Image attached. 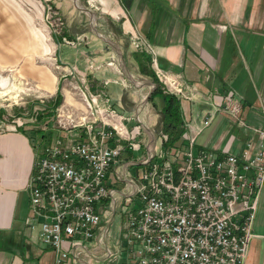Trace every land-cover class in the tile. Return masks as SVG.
<instances>
[{
	"label": "built area",
	"instance_id": "built-area-1",
	"mask_svg": "<svg viewBox=\"0 0 264 264\" xmlns=\"http://www.w3.org/2000/svg\"><path fill=\"white\" fill-rule=\"evenodd\" d=\"M130 39L135 50L152 56L167 93L192 99L193 86L158 68L146 38L135 33ZM89 95L101 117L75 126L82 127L80 133L66 128L64 136L46 144L28 185L27 224L53 248L55 264L70 257L78 264L84 241L92 238L116 264H246L264 187V129L241 118V103L227 98L224 106L207 112L196 133L191 122H185L186 143L165 149L168 135L162 131L152 143L143 141L140 112L125 115L113 108L106 93ZM217 112L230 115L248 134L247 140L239 149L196 150L197 136ZM134 119L138 124L128 128L127 122ZM19 123L0 120V133L18 130ZM140 145L146 153L121 162L124 152ZM134 165L144 166L137 177L130 170ZM111 170L125 182L123 188L106 183ZM123 198L126 219L121 242L113 250L107 242L108 227ZM135 198L140 206L131 208Z\"/></svg>",
	"mask_w": 264,
	"mask_h": 264
},
{
	"label": "crops",
	"instance_id": "crops-1",
	"mask_svg": "<svg viewBox=\"0 0 264 264\" xmlns=\"http://www.w3.org/2000/svg\"><path fill=\"white\" fill-rule=\"evenodd\" d=\"M52 1L68 20L77 21L74 34L92 35L85 59L92 61L95 81L108 90L111 103L118 105L122 113L140 112L150 138L154 139V135L149 127L158 122V115L148 106L149 102L153 106L150 94L154 83L136 78L145 74L134 55L141 51L131 44L135 33L152 44L160 70L193 86L192 99L181 98L185 122L200 126L209 110L216 111V106H224L226 99L232 97L241 103V118L252 127L264 129V0H88L92 7L81 6L77 0ZM85 14L90 22L88 29L82 30L79 22ZM1 21V59L12 58L9 44L18 45L16 57L19 52H41V38L30 29L25 16L7 9L5 14L0 13ZM64 43L76 50L75 59L63 58L59 51L60 60L80 66L85 53L81 43ZM33 61L31 73L38 87L44 92L54 91V79ZM151 66L156 74V68L152 63ZM122 80L127 84L123 85ZM112 82L121 84L122 89L110 90ZM92 88L96 89V85ZM64 95V105L77 104L68 88ZM195 104L201 106L197 113ZM212 124L228 129L209 148L239 149L248 138L227 113L217 112ZM27 127L0 133V264H55L53 248L43 244L38 232L27 224L31 212L28 185L37 158L51 136L39 138L37 146L38 137L32 135L36 131ZM253 233L256 245L262 249L258 264H264V187ZM94 242L92 247L84 243L78 264H96L106 259L104 245L97 239ZM120 242H116V248ZM64 264L76 263L70 257Z\"/></svg>",
	"mask_w": 264,
	"mask_h": 264
},
{
	"label": "rangeland",
	"instance_id": "rangeland-1",
	"mask_svg": "<svg viewBox=\"0 0 264 264\" xmlns=\"http://www.w3.org/2000/svg\"><path fill=\"white\" fill-rule=\"evenodd\" d=\"M77 3L81 6H91L88 0H77ZM0 6V13L2 14H5L7 9H10L25 16L30 21V29L41 38V52L39 53H34L32 55L19 52V56L16 57L14 54L19 51L18 45L9 44L8 51L12 53V58L10 60L0 58V112H2L0 120H4L7 123L20 122L21 129L28 126V129L30 128L36 131L33 132L32 135L38 137L36 140L37 146H39V138L43 140L46 135L48 137L51 136L48 140L51 142V140L56 137L64 136L67 133L66 128H76L73 132L80 133L82 127L75 126H80L82 122L92 121L96 117H101L89 92H92L94 95L103 92L111 96L105 87H102L101 84L95 81L97 77H95L96 72L93 71L95 69H91L92 61H87L85 59L86 52L88 53V50L91 49L90 41L88 42V40L91 39L92 35L86 32L80 35L77 33L74 34L73 26H77L75 25L77 21L73 19L68 20L66 15L60 12L52 0H0ZM5 19L8 20V17L6 16ZM89 22L90 17L85 14L83 20L79 22V24H82L81 29L87 30ZM3 24L4 22L1 21L0 27ZM65 36L67 40L73 41L70 45L77 46V43H81L83 46L82 49L85 50V53H83V60L80 66L66 64L60 60L59 51L63 58H69L70 61H74L75 59L76 50L64 43ZM32 60H34L33 62L36 63L39 68L48 72L54 79V91L44 92L38 87L39 84L31 73ZM136 76V78L142 82L146 80L153 82L156 88L157 84L154 82L153 78L140 74ZM161 84L164 92L167 93L164 84L162 82ZM93 85H96V89L92 88ZM154 87L153 89H155ZM67 88L71 91L73 100L77 104L64 105V91ZM109 89L120 90L122 87L121 84L112 82L109 85ZM58 90H60L63 95L62 102L59 105L56 104ZM114 93L117 92L115 91ZM157 102L160 103V99H157ZM90 103L93 108L90 107ZM114 104H112L113 108L121 111L118 105L115 106ZM148 106H150L152 113L158 115V122L149 127V130L154 135V139H152V137L150 138L149 133H147L146 129L143 127L142 138L147 144L155 141L161 131V113L159 108L154 105L151 106L150 102ZM200 107V104H195L193 106L194 113H197ZM122 111L125 115H132L131 112ZM195 117L196 114L194 115V118ZM203 121L200 126L194 127L192 125L193 133H196L197 128L201 127ZM99 122L100 121L95 123V125H98ZM127 124L128 128H132L134 125L138 124V121L134 119L133 121L127 122ZM224 126L225 125L220 124L215 128L214 124H212L207 128L204 127V131L197 136L195 145L196 150L204 147L209 148L219 137L221 138L224 134L226 135L228 127ZM159 148L160 143L158 140L157 150H159ZM144 153H146V149L140 145L139 148H136L132 152H124L120 160L121 162L130 159L138 160V157ZM142 167L144 166H131L130 170L132 175L137 177ZM106 183H112L116 188H123L125 182L114 176V170H111L108 174ZM123 202L124 198L119 202L114 219L108 227V246L113 250L117 249L116 242L121 239V228L126 219V214L121 211V204ZM139 206L140 200L135 198L130 207L138 208ZM94 240L95 239L92 238L84 242L89 247H92L95 244ZM249 248L250 254L246 264H258L262 254L261 246L256 245V239L252 238ZM102 251L104 256V248ZM96 264L116 263L113 259L106 258Z\"/></svg>",
	"mask_w": 264,
	"mask_h": 264
},
{
	"label": "trees",
	"instance_id": "trees-1",
	"mask_svg": "<svg viewBox=\"0 0 264 264\" xmlns=\"http://www.w3.org/2000/svg\"><path fill=\"white\" fill-rule=\"evenodd\" d=\"M134 55L141 72L153 78L157 84L150 96V100L160 110V130L168 135V139L164 142V148L173 149L183 146L186 140L183 136L185 132V119L181 98L174 94L164 92L162 84L151 66L152 56L150 54L141 51L135 52ZM57 94L56 104L59 105L62 102L63 95L60 90H58ZM157 99H160V103L157 102Z\"/></svg>",
	"mask_w": 264,
	"mask_h": 264
},
{
	"label": "water",
	"instance_id": "water-1",
	"mask_svg": "<svg viewBox=\"0 0 264 264\" xmlns=\"http://www.w3.org/2000/svg\"><path fill=\"white\" fill-rule=\"evenodd\" d=\"M154 88H155V87H154ZM153 91H154V89L152 90V92H153ZM152 92H151V94H152ZM151 94H150V95H151Z\"/></svg>",
	"mask_w": 264,
	"mask_h": 264
},
{
	"label": "bare ground",
	"instance_id": "bare-ground-1",
	"mask_svg": "<svg viewBox=\"0 0 264 264\" xmlns=\"http://www.w3.org/2000/svg\"><path fill=\"white\" fill-rule=\"evenodd\" d=\"M84 118H86V117H84Z\"/></svg>",
	"mask_w": 264,
	"mask_h": 264
}]
</instances>
